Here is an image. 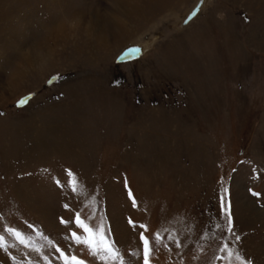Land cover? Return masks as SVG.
<instances>
[{"label": "rangeland", "instance_id": "obj_1", "mask_svg": "<svg viewBox=\"0 0 264 264\" xmlns=\"http://www.w3.org/2000/svg\"><path fill=\"white\" fill-rule=\"evenodd\" d=\"M199 1L0 0V233L49 227L104 264L62 242L79 212L126 264L140 225L150 264H264V0L184 25Z\"/></svg>", "mask_w": 264, "mask_h": 264}, {"label": "snow or ice", "instance_id": "obj_2", "mask_svg": "<svg viewBox=\"0 0 264 264\" xmlns=\"http://www.w3.org/2000/svg\"><path fill=\"white\" fill-rule=\"evenodd\" d=\"M138 51L137 48L129 49L128 52L131 54L132 52ZM73 191H75V187H73ZM224 191H227L226 189ZM129 195L131 196L132 193L129 191ZM253 195L258 196L259 193H253ZM133 205H135V200H133ZM65 208L68 205H64ZM221 207L224 208L223 203V196H221ZM226 216H227V230L231 232L232 230V218L231 214L228 209H224ZM61 222L64 224H68V221L61 219ZM129 223L132 224L133 222L129 220ZM75 225L81 230L80 232L71 231L69 238L71 241L76 245H83L87 248L89 255L92 257L104 262V264H109L111 261L119 260V264H126L123 255L121 254L119 248L116 246L115 241L107 234V231L102 225L92 226L90 223L86 222L85 219L81 218V214L77 212L75 214ZM220 227V225H216ZM33 227V226H30ZM142 229L147 230L146 225H140ZM6 232L11 234L16 241L20 244L25 245L26 247L33 248L36 252L40 253L43 256L45 264H51V260L47 255H43L42 246L33 245L31 243L32 238L30 236H26L21 230L17 228L8 227L5 229ZM110 231V230H109ZM145 231H141L139 233V239L142 241L143 247V264H150V256L154 250L153 248V240L160 242L163 241V236L160 231H156L154 236L150 239L148 235L145 234ZM36 235H42L41 232L37 231ZM45 239H47L45 237ZM239 239V237H236ZM169 240L175 243H179L178 241L174 240V238L169 237ZM49 244H53L52 241H48ZM164 247L168 248V245L165 244ZM8 243L4 234L0 233V250H4L7 252ZM156 248H159V244L156 245ZM171 249L169 248V251ZM222 251L227 250L229 252V256H231L232 251L229 248L227 242H225ZM55 252L59 254V258L63 260V264H87L84 259L79 258L77 255L72 253L71 248L66 253L62 250L58 245L55 246ZM139 253H133V255H138ZM13 260L16 257H12ZM238 259L241 260V264H250L243 257H239ZM31 264V262H29Z\"/></svg>", "mask_w": 264, "mask_h": 264}, {"label": "crops", "instance_id": "obj_3", "mask_svg": "<svg viewBox=\"0 0 264 264\" xmlns=\"http://www.w3.org/2000/svg\"><path fill=\"white\" fill-rule=\"evenodd\" d=\"M33 226V225H31ZM15 228L21 230L26 236H30L32 238L31 243L33 245L42 246L43 255H47L51 260V264H63V260L59 258V254L55 252V246L60 243V239H53L50 235L53 233L49 227L44 226H33L26 228L24 226ZM39 231L45 235H36V232ZM7 233L10 235L8 239V248L7 252L4 250H0V264H45L43 256L36 252L31 247H26L25 245L20 244L15 238L6 231H3L2 234ZM45 237L47 239H45ZM52 241L53 244H49L48 241ZM63 243H72L70 238H66V240L62 239ZM66 246L64 247V251H66ZM16 257L15 260L12 257Z\"/></svg>", "mask_w": 264, "mask_h": 264}, {"label": "water", "instance_id": "obj_4", "mask_svg": "<svg viewBox=\"0 0 264 264\" xmlns=\"http://www.w3.org/2000/svg\"><path fill=\"white\" fill-rule=\"evenodd\" d=\"M204 0H200L190 11V13L186 16L184 20V25H187L190 23L201 11L203 7ZM132 48H137L138 51L132 52L129 54L128 50ZM143 48L140 45H131L126 48H124L116 57L115 62L116 63H125L130 62L139 59L144 53ZM33 98V94H27L26 96H23L20 98V100L17 102V107L21 108L27 105L30 100Z\"/></svg>", "mask_w": 264, "mask_h": 264}]
</instances>
